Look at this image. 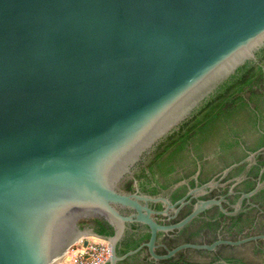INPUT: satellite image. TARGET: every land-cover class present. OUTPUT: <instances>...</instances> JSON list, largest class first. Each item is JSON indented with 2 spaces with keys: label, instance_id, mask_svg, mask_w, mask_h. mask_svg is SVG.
Segmentation results:
<instances>
[{
  "label": "water",
  "instance_id": "1",
  "mask_svg": "<svg viewBox=\"0 0 264 264\" xmlns=\"http://www.w3.org/2000/svg\"><path fill=\"white\" fill-rule=\"evenodd\" d=\"M263 47L264 0H0V264H61L92 235L111 247L101 264H119L143 245L159 259L264 238L155 250L159 231L214 204L235 213L264 179L233 210L223 197L199 199L168 224L154 214L178 213L185 197L176 206L122 188L143 156ZM157 201L166 208L150 206ZM134 221L150 227V239L119 254Z\"/></svg>",
  "mask_w": 264,
  "mask_h": 264
},
{
  "label": "trees",
  "instance_id": "2",
  "mask_svg": "<svg viewBox=\"0 0 264 264\" xmlns=\"http://www.w3.org/2000/svg\"><path fill=\"white\" fill-rule=\"evenodd\" d=\"M258 60L250 59L231 77H229L221 86L210 94L193 112L180 123L174 130L167 134L154 150V156L149 166L151 172H155L157 165L164 174L172 173L175 169V161L180 162L184 155V149L188 143L195 145L197 156L201 159V172L199 178L201 182L209 180L218 170L219 162L224 161L221 169L231 163L242 159L247 155V149L256 150L264 146V133L258 136L256 142L247 143L243 147L239 138L227 136V124L237 125L239 132H246L249 128L251 117L256 113L262 115L264 119V47L257 53ZM226 135V137L224 136ZM224 136V137H223ZM221 148V152L218 150ZM202 151L216 153L212 159H203ZM219 152V153H218ZM194 157V167L185 171L184 174H171L168 183L169 186L185 175H188L197 169ZM220 160V161H219ZM245 163L234 167L227 177L241 174L245 170ZM264 165V150L257 156V162L254 163L246 172V176L238 183L235 193L228 194L224 201L226 208L230 209L231 204L236 202L240 194L253 189L259 181V175ZM146 172L136 174L138 178L146 176ZM173 175V176H172ZM264 179V171L261 175ZM133 180H130L125 190H133ZM194 184V181H192ZM187 190L186 185H180L174 192L173 198L182 196ZM142 191L156 194L158 189L154 186H147L142 181ZM228 191V185L223 187V192ZM216 190H213L205 198L213 197ZM251 201L256 203H247L244 200L241 210L235 214L223 212L218 205H212L203 212H200L188 224L180 229H176L165 235L159 240L155 248L159 254L166 253L168 249L175 247L182 242H207L212 243L218 238L239 239L253 234L264 232V186L252 195ZM160 205V204H158ZM191 205L182 209L181 216H185L191 211ZM138 225L134 223V227ZM147 231L142 234H128L124 236L118 244V253L124 254L128 250L134 249L142 243L148 241L151 231L148 226ZM164 232H159V236ZM258 243H264L263 238L255 240ZM254 240L245 244H250ZM230 244H222L219 250L200 249L203 255L209 256V261H199L198 255H191V248L178 250L174 255L168 258L156 260L150 256L147 245H144L139 251L129 255L121 260L119 264H185L189 262H201L208 264L217 258H223L227 262H243L246 264H261L260 259L264 260V249L256 251L253 256L241 252L239 254L226 253L231 247ZM199 258V257H198ZM259 259V262L256 260ZM213 264H219L217 262Z\"/></svg>",
  "mask_w": 264,
  "mask_h": 264
},
{
  "label": "flooded vegetation",
  "instance_id": "3",
  "mask_svg": "<svg viewBox=\"0 0 264 264\" xmlns=\"http://www.w3.org/2000/svg\"><path fill=\"white\" fill-rule=\"evenodd\" d=\"M256 60H258V55H257V59ZM248 125H249L248 130L243 133V132H239L237 125H235V124L234 125L227 124L226 125L227 126V134H228L227 136L239 138V140L241 141V144H242L243 147H246L247 143L256 142V140L258 139V136H260L262 133H264V119L262 118V115L259 114V113H256L255 115H253L251 117L250 123ZM224 136L226 137V135H224ZM159 142L156 143L154 145V147H152L143 156V158L135 165L134 170H133V175L128 176L122 182V188L125 190L126 184L130 180H133V184H132L133 190L131 192L139 191V192H142V193H147V192H143L142 191V181H145L146 184H147V186H154L155 188L158 189V192L156 194H152V195H164V196L168 197L172 203L176 204V206H179L181 204V202H179V201L182 198L185 197L186 202L180 207V210L178 211V213L175 214L174 209L173 208H169V214H163V213H155L154 214L155 218L160 223H165V224L176 222V221L182 219L183 217H185L187 214L185 216H181L182 209H185L186 207H188V206L191 205V207H192L191 208V211H192L193 208H194L195 202L198 201L199 199H208V198H205V196L207 194H209L210 192H212L213 190H216V193H215V195L213 197H217V198L223 197V205H224V201L227 199V195L228 194L235 193L237 191V190H235L236 186L246 176L247 170L254 163L257 162V156H258V154L262 150H264V146H262V147H260V148H258L256 150H250V149H247L246 148L247 155L244 156L242 159L246 158L247 156H249L253 152H256V156H255V158H249V159H246L245 161L239 163V164H242V163H245L246 164L245 165L246 168H245V170L241 174H238V175H235V176H232V177H227V175L229 174V172L234 168L233 167L226 175L223 176L224 169L226 167H228L229 165L226 166V167H224L223 169H221V166L224 165V161H222V162H219L220 165L218 166V170L213 174V176L209 180L204 181V182H201L200 181V178H199V174L201 172V167H202V164L201 163L202 162H201V159L198 158V156H197V151H196L195 145L193 143H191V142L188 143L187 144V147L184 149V155H183V158L180 160V162L175 161V169H174V171H172V173L164 174L162 172V170H160L157 165L155 166V169H156L155 172H151L149 170V166H150L151 161H152L153 156H154V150L157 147V145L159 144ZM218 150L221 152V148L218 147ZM198 151L204 153L203 159H212L215 156V154H216L214 152L202 151V149H200ZM194 157L197 158L195 160V161H197L196 162V164H197L196 171H194V172H192V173H190L188 175H185L182 179H180L179 181H177V182H175V183H173V184H171L169 186H164V183H166L168 181V178H169V176H171V174H176V173L184 174L185 171H187L190 168H193L194 167V160H193ZM242 159H240V160H242ZM240 160H238V161H240ZM238 161H235V162H238ZM143 172H146L147 175L146 176H142L141 178H138L136 176L137 173L140 174V173H143ZM239 178H240V180H238ZM259 179H261L260 175H259ZM210 180H218L219 183L216 186H214V187L208 188L207 191H205L204 193H201V194H198V195L188 194L189 191L192 188L198 187V186L202 185L203 183L208 182ZM192 181H194V184H192ZM179 182H181V183H179ZM180 185H186V187H187L186 192L182 196H180V197L173 198V194H174L175 190ZM227 185H228V191L227 192H223V187H225ZM245 192H247V191H245ZM242 193L240 194V196L242 195ZM148 194H151V193H148ZM240 196H239V198H240ZM251 197L252 196H250L249 198H245L244 200H247V203L256 204V203H254V202L251 201ZM209 198H212V197H209ZM239 198L237 199V201L239 200ZM244 200H243V203H244ZM237 201L231 204V208L230 209H228V208L227 209L228 210H233L234 209V205L237 203ZM158 204H160V205H158ZM214 205H217V204H214ZM150 206L153 207L156 210H163V209L166 208L167 205L165 203L161 202V201H157V202H150ZM242 206H243V204H242ZM224 207H225V205H224ZM241 208L237 212H239L241 210ZM206 209H204V210H206ZM220 209H221V207H220ZM123 211L125 213H129L132 210L124 209ZM203 211H201V212H203ZM237 212H235V213H237ZM235 213H228V214H235ZM199 214H200V212H199ZM134 223H136L138 226L137 227H134ZM146 226H148V225L145 224V223H143V222H138V221L129 222L127 224V228L125 230V233H124L123 237L126 236V235H128V234H136V235L142 234L143 232H145V231L148 230V228ZM182 227H180V228H182ZM180 228H175V229L169 230V231H159V232H164V233L159 236V232H158L157 243L159 244L158 241L159 240H162L165 237V235H167L168 233H171L172 231H175L176 229H180ZM149 229H150V227H149ZM261 233H263V232H261ZM257 234H259V233H257ZM255 240H257V239H254V242H252L250 244H245V243H247L249 241H247L245 243H242V244H239V245H232V244H230L232 246L229 247L226 250L227 251L226 253L239 254V253L243 252V253L247 254L248 256H253V255L256 254V251L264 249V243H258ZM250 241H252V240H250ZM144 243H142V244H144ZM197 243H204V242H197ZM222 244H228V243H222ZM222 244H219L215 249L189 247L191 249H195V250H191L190 251V254L191 255L195 254L196 256L198 255L199 258L197 257V259L199 261H209L210 260L209 256L203 255L202 252H200L198 250L205 249V250H217L218 251L219 250V246L222 245ZM150 256H151V254H150ZM159 259H162V258H159ZM156 260H158V259H156ZM256 261L259 262V259H257ZM215 262H217L219 264H246V263H243V262H227L223 258H217L216 260L211 261L208 264H213ZM260 262H261V264H264V260H261L260 259ZM185 264H203V263H201V262H189V263H185Z\"/></svg>",
  "mask_w": 264,
  "mask_h": 264
},
{
  "label": "built area",
  "instance_id": "4",
  "mask_svg": "<svg viewBox=\"0 0 264 264\" xmlns=\"http://www.w3.org/2000/svg\"><path fill=\"white\" fill-rule=\"evenodd\" d=\"M79 239L68 250L69 257L61 264H101L111 254V247L106 240L87 237Z\"/></svg>",
  "mask_w": 264,
  "mask_h": 264
},
{
  "label": "crops",
  "instance_id": "5",
  "mask_svg": "<svg viewBox=\"0 0 264 264\" xmlns=\"http://www.w3.org/2000/svg\"><path fill=\"white\" fill-rule=\"evenodd\" d=\"M89 237H92V238H95V239H99V240H105V239H103V238H99V237H97V236H95V235H92V236H89Z\"/></svg>",
  "mask_w": 264,
  "mask_h": 264
}]
</instances>
